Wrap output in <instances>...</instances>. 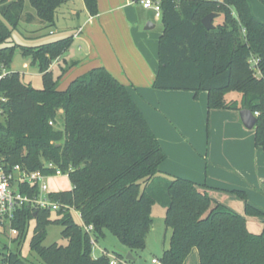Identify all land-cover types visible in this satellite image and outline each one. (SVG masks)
<instances>
[{
  "label": "trees",
  "instance_id": "16d2710c",
  "mask_svg": "<svg viewBox=\"0 0 264 264\" xmlns=\"http://www.w3.org/2000/svg\"><path fill=\"white\" fill-rule=\"evenodd\" d=\"M67 1L13 0L0 8V75L7 72L0 79V97L5 99L0 156L29 171L55 173L44 168L41 157L70 171L73 188L50 196L74 207L94 231L85 232L70 210L56 212L52 220L53 212L24 206L15 212L12 227L18 235L13 241L22 239L35 220L30 246L43 264H110L105 255L93 257L92 238L104 237L108 230L130 252L145 250L153 206L159 203L172 230L169 248L160 258L164 264H184L194 249L201 264H264V231L250 232L246 218L215 201L206 185L161 173L166 155L128 86L100 66L60 89L67 69L54 78L52 65L70 48L73 37L23 48V54L40 65L43 89L10 70L15 48L5 44L19 27L27 3L37 19L55 26L58 10ZM83 1L96 17L98 0ZM161 11L164 32L153 89L194 92L196 98L207 92L209 110L259 111L255 145L264 151V22L255 15L252 0H162ZM211 13L223 21L215 23V18V28L207 30L202 20ZM252 56L260 60V76L251 69ZM229 93L240 99L228 101ZM20 190L36 196L39 187L22 185ZM235 194L246 201L247 215L264 216L247 203L244 192ZM53 223L65 226L66 246H42ZM116 256L133 264L127 255ZM2 264L29 263L10 252Z\"/></svg>",
  "mask_w": 264,
  "mask_h": 264
},
{
  "label": "crops",
  "instance_id": "0c3cea01",
  "mask_svg": "<svg viewBox=\"0 0 264 264\" xmlns=\"http://www.w3.org/2000/svg\"><path fill=\"white\" fill-rule=\"evenodd\" d=\"M137 1L98 0L96 17L85 7L89 16L85 28L89 30L79 27L72 37L78 35L89 49L85 58L70 61L64 68L69 73L82 70L66 77L68 85L63 88L60 83V89L104 66L129 87L147 118L166 155L160 166L163 175L206 185L215 201L238 213L243 204L235 192H244L247 203L264 214V151L255 145V128L243 125L240 111L209 110L207 92L196 98L194 92L153 89L158 70L134 33L141 22L134 11ZM252 7L263 21L253 3ZM59 63L60 58L52 66Z\"/></svg>",
  "mask_w": 264,
  "mask_h": 264
},
{
  "label": "rangeland",
  "instance_id": "374dc122",
  "mask_svg": "<svg viewBox=\"0 0 264 264\" xmlns=\"http://www.w3.org/2000/svg\"><path fill=\"white\" fill-rule=\"evenodd\" d=\"M10 1L13 0H7L3 4L0 2V8H5L6 4ZM252 3L256 13L264 21V0H252ZM85 10L83 0H68L67 3L62 6L61 10L58 11V18L56 19L55 26H49L47 23L35 17V10L28 4L19 27L12 31V36L5 44L8 47L15 48L10 70L20 73L25 83L31 84L36 89H43L44 83L43 76L40 72V65L33 61L32 56L23 54V48H34L44 43L72 37L74 34L78 33L79 27L82 26L84 29L89 30V28H85V22L89 17ZM134 11L141 17L140 26L134 29V33L136 32L135 36H137L139 43L151 60L152 65L159 70V42L164 32L162 11L145 9L140 1L135 3ZM30 14L32 17H29ZM0 18L2 19L1 15ZM222 21L223 19L220 17L217 18L215 23H220ZM149 24L153 26L148 29V26H150ZM77 36L73 38L70 48L60 57V63L52 68L54 78H58L61 75L62 69L66 68L70 61H77L86 57L89 47L83 40L77 38ZM80 70L82 69L73 70L71 73L66 72L68 74H64L63 78H65L61 80V86L64 88L65 85H68L66 77L71 78L73 73L77 74ZM226 98L228 101L233 99L239 100L240 95L237 93H229ZM41 160L44 166L52 163L43 157H41ZM47 183L51 192L67 191L73 188V184L68 176L50 177ZM237 199L243 204V210L239 214L246 218L248 230L254 234H261L264 231V217L247 215L245 211L246 201L240 197ZM232 209L239 211L236 210V208ZM51 217L52 220H55L57 218L56 212H53ZM165 218L166 209L159 203H155L152 210L153 223L147 237L146 249L133 252V255L137 258H146L145 264H151V259L153 257L161 258L164 251L169 248L172 230L166 227ZM75 219L78 222L80 221L77 215H75ZM35 226L36 222L32 220L26 235L18 241H13L16 236L11 234L10 225L8 223L4 226L0 225V264H2L4 254L10 252L21 254L23 259L29 264H43L30 246ZM64 230L65 226L62 224L53 223L47 226L46 236L42 242V246L49 247L53 244L66 246L68 240L63 236ZM95 240L96 247L93 252V257L95 258L101 256L102 251L106 252L105 256L108 258L116 255L125 256L130 252V250L122 245L117 237L108 230L105 231L104 237L95 238ZM184 264H201L200 256L196 249L190 253Z\"/></svg>",
  "mask_w": 264,
  "mask_h": 264
},
{
  "label": "built area",
  "instance_id": "2783aa9c",
  "mask_svg": "<svg viewBox=\"0 0 264 264\" xmlns=\"http://www.w3.org/2000/svg\"><path fill=\"white\" fill-rule=\"evenodd\" d=\"M143 5L145 9H155L156 11H161L162 0H138ZM260 60L256 57H251L249 64L251 69L256 73L257 76L261 75L260 69L258 67ZM6 71H3L0 75V79L5 77ZM5 99L0 97V118L4 117V110L1 103ZM255 117L260 116V112H253ZM53 125V123H50ZM45 169L54 170L53 175L44 173L43 171H29L23 165H11L9 164L3 156H0V225L4 226L9 224L11 228V234L13 236L18 235V230L12 227V222L15 218V212L24 207L29 206L35 210H49L51 212L59 211H72L75 215L79 217V222L83 226L85 232L92 235L94 227L92 225H86L82 219V215L74 207L64 204L60 201L53 200L50 196V190L47 180L50 177H60L68 176L70 171L63 172L58 169L54 163L44 166ZM37 184L39 187V192L36 196H31L20 190L22 185L32 186ZM92 244L94 249L96 247V241L92 238ZM106 252L102 251L101 255H105ZM127 264L125 261L120 260L117 256L110 257V264L118 263ZM151 264H164L160 258L153 257L151 259Z\"/></svg>",
  "mask_w": 264,
  "mask_h": 264
},
{
  "label": "water",
  "instance_id": "95a60500",
  "mask_svg": "<svg viewBox=\"0 0 264 264\" xmlns=\"http://www.w3.org/2000/svg\"><path fill=\"white\" fill-rule=\"evenodd\" d=\"M217 18V14L211 13L203 18L202 24L207 30H212L215 28V25L213 23L214 19ZM148 29L151 28V24H149ZM240 118L243 123V125L249 129L252 130L255 128L257 124V117L254 116L252 110L249 109H243L240 111ZM126 259L133 264H145L146 258L144 257H135L132 252H129L126 256Z\"/></svg>",
  "mask_w": 264,
  "mask_h": 264
}]
</instances>
